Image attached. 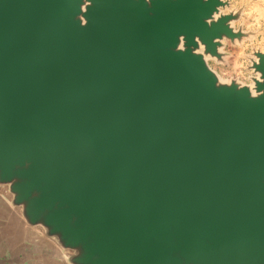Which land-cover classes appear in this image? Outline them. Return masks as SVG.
<instances>
[{"label":"water","instance_id":"obj_1","mask_svg":"<svg viewBox=\"0 0 264 264\" xmlns=\"http://www.w3.org/2000/svg\"><path fill=\"white\" fill-rule=\"evenodd\" d=\"M231 8L0 0V252L264 264V52L256 94L208 68L254 35Z\"/></svg>","mask_w":264,"mask_h":264},{"label":"rangeland","instance_id":"obj_2","mask_svg":"<svg viewBox=\"0 0 264 264\" xmlns=\"http://www.w3.org/2000/svg\"><path fill=\"white\" fill-rule=\"evenodd\" d=\"M238 0H230L232 4L231 10L240 11L241 18L236 22L237 29L242 26L245 32H251L254 35L251 39H247L242 44L231 45L226 43L224 52L227 54L224 63H218L214 59H209V65L216 71L224 80H239L245 85L252 84V78L257 75L254 74L250 68L252 66L251 58L255 51L264 52V24L250 25V18L248 13L254 10H249V3L237 5ZM259 15L264 17V9H257ZM228 12V11H226ZM252 17V16H251Z\"/></svg>","mask_w":264,"mask_h":264},{"label":"crops","instance_id":"obj_3","mask_svg":"<svg viewBox=\"0 0 264 264\" xmlns=\"http://www.w3.org/2000/svg\"><path fill=\"white\" fill-rule=\"evenodd\" d=\"M249 3V10H254L251 13H248V17L250 18V25H260L264 24V17L259 15L257 9H264V0H238L237 5ZM252 16V17H251ZM14 247H8V253L0 252V262L1 264H42L41 256L42 250H39V247L30 243V244H17L13 243ZM6 249V248H5ZM46 252H48L46 250ZM32 255L31 258L28 259V263H26V255ZM24 257V258H23Z\"/></svg>","mask_w":264,"mask_h":264},{"label":"bare ground","instance_id":"obj_4","mask_svg":"<svg viewBox=\"0 0 264 264\" xmlns=\"http://www.w3.org/2000/svg\"><path fill=\"white\" fill-rule=\"evenodd\" d=\"M215 18H217V15H215L214 16ZM183 47V44L181 43L180 44V48H182ZM208 68H209V71H211L212 72V74L213 75H215L216 77H217V79H218V84L219 85H223V84H231L232 83V79H230V80H224V79H222L221 78V76L216 72V71H214L209 65H208ZM243 85H245V84H243ZM247 87H250L251 88V92H252V94H256V91H255V83H252L251 85H247Z\"/></svg>","mask_w":264,"mask_h":264}]
</instances>
